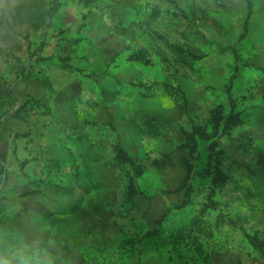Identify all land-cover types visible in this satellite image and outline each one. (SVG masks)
Listing matches in <instances>:
<instances>
[{
	"label": "rangeland",
	"instance_id": "rangeland-1",
	"mask_svg": "<svg viewBox=\"0 0 264 264\" xmlns=\"http://www.w3.org/2000/svg\"><path fill=\"white\" fill-rule=\"evenodd\" d=\"M264 264V0H0V258Z\"/></svg>",
	"mask_w": 264,
	"mask_h": 264
},
{
	"label": "clouds",
	"instance_id": "clouds-1",
	"mask_svg": "<svg viewBox=\"0 0 264 264\" xmlns=\"http://www.w3.org/2000/svg\"><path fill=\"white\" fill-rule=\"evenodd\" d=\"M0 264H38L32 257L26 255L23 251L9 258H0Z\"/></svg>",
	"mask_w": 264,
	"mask_h": 264
}]
</instances>
